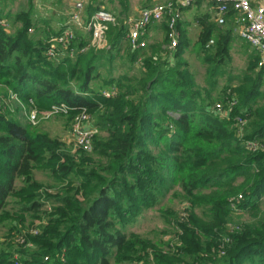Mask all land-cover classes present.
<instances>
[{
	"label": "trees",
	"instance_id": "obj_1",
	"mask_svg": "<svg viewBox=\"0 0 264 264\" xmlns=\"http://www.w3.org/2000/svg\"><path fill=\"white\" fill-rule=\"evenodd\" d=\"M99 9V2L88 3L83 17ZM2 18L0 13V22ZM29 22L14 33L0 23V83L39 109L65 102L71 118L85 106L105 135H94V151L86 161L68 154L56 164L59 142L0 112V221L8 229L0 240V264H133L155 244L129 232L120 219H129L131 206L140 205L137 201L154 200L155 190H164L168 181L184 195L201 192V211L191 210L189 226L181 223L186 236L175 244V252H153L154 264H264V217L259 216L264 196V63L252 60L255 70L221 90L219 98L229 108L228 116H221L210 109V102L205 104L212 91L203 95L170 53L160 59L154 42L143 49L139 75L102 76L101 69L111 71L119 64L124 21L107 25L110 44L104 50L95 49L75 29L69 45L74 54L58 58L46 48L60 26L31 42L25 39ZM213 29L204 28V49L213 44L205 45ZM220 33L226 45L230 32ZM184 42L181 35L175 55ZM127 48V60L133 63L141 49ZM254 52L259 62L258 50ZM221 62L219 55L209 63L207 84L225 73ZM96 78L101 86L94 88ZM111 87L116 93L105 96L102 90ZM237 115L245 120L242 126L233 120ZM148 141L161 144L165 154L152 153ZM52 159L57 165L53 182L68 179L56 193L51 183L30 174L36 163ZM244 211L254 218L239 228L224 225ZM32 218L35 224L26 225ZM13 234L18 237L11 242Z\"/></svg>",
	"mask_w": 264,
	"mask_h": 264
},
{
	"label": "rangeland",
	"instance_id": "obj_2",
	"mask_svg": "<svg viewBox=\"0 0 264 264\" xmlns=\"http://www.w3.org/2000/svg\"><path fill=\"white\" fill-rule=\"evenodd\" d=\"M89 1L90 0H83V12ZM98 1L100 0H96L95 2ZM73 6V0H0V13L3 17L0 23L7 32L14 33L23 26L27 19H30L27 28L28 33L25 39L27 40V38H29L31 42L38 41V39H42L45 33L49 32L51 29H57L67 18ZM116 25L118 26V23ZM42 26L45 27V29H43ZM223 30L224 26L218 27L216 30L212 31L210 37L214 39V42L209 48L204 49L201 44L205 37L204 29L193 26L190 28L188 36H184V45L180 46L181 51L177 55L174 53L177 46H170V37L167 28L163 30L158 29L155 32L151 29V32H153L152 40L147 39V45L149 42H154L155 48H157L159 50L158 52L161 54L160 59L166 60L168 53H170L169 55H172V57L174 56L173 58L179 59L182 62V64L179 65V69L190 73V77L200 88L203 95H205V90L212 91L210 97L205 100V104L207 105L210 102V109L218 115L229 110L226 102H223L222 98H219V94L222 93L221 90L226 86L236 84L238 79L243 77L244 73L255 70L259 65V62L256 61L258 55H255V48L242 39L235 30L229 33L230 39L228 43L224 45L222 39L223 34L220 33L218 35V33L221 31L223 32ZM80 32H82V36H86L83 38L85 40L89 39L92 46L97 50H104L110 44L105 33L102 39L93 42L91 36L86 33L85 30L81 28L79 33ZM121 40L124 50L120 49V52L116 56V62L119 64L114 65L111 71L105 68L101 69L102 76H114L115 79H117L123 74L139 75L141 73L142 66L140 62L143 57H145L143 49L147 46L137 53L135 62L130 63V60H127L128 43L125 33ZM77 45L78 44L75 43V46ZM147 52L149 53L150 51L147 50ZM219 55L222 57L221 68L225 70V73L218 74L213 83L207 84V67L213 60V57ZM252 60L258 63V65H254ZM98 84H100V81H98L97 78L93 79L92 85L95 86L94 88L101 86ZM261 88L262 90L264 89V84ZM0 112L5 113L10 118H15L31 132H39L40 134L47 135L55 140L56 145H58L59 142V145L56 147V152L57 155L61 157L55 158L56 164L60 161L65 162L68 154L75 156L78 161H86L88 156L93 154V142L89 149H85L74 142L72 133L73 117H69L67 112L52 111L49 110V108L39 109L31 102L15 95L12 89L1 83ZM88 113L93 118V122L96 123L94 113H90L89 111ZM97 127L99 128L100 126L97 125ZM95 134L105 135V131L98 129ZM147 147L152 153L156 154V156L165 154L161 148V144L155 145L152 141H148ZM45 156H48V152H45ZM97 159H99V156H97ZM52 162L53 159L36 163L30 174L39 182L42 181L45 184L51 183V190L56 193L61 191L60 186L67 183L68 179L64 182H53L52 177L56 174L54 167L57 165H52ZM70 176V178L78 180L76 175L70 174ZM72 183V186H76V183ZM172 183L174 184L173 181ZM166 184L169 185H165L164 190H161V192L155 190L153 194L154 200L143 203L137 201L140 205L131 206L128 220H126L125 217L120 219L121 223L126 224L129 232L137 233L141 238L151 240L155 244V246H147V253L144 252L141 260L133 264H154L155 257L153 252H158L162 256H168L175 252V244L182 242V236H186V233H184L181 227V223L189 226L191 222V210L196 213L200 210L197 206V201L200 200V196L197 194L201 192L195 190L193 196H187L182 193L177 185H172L169 181ZM48 189L50 190V188ZM260 200L261 212L259 216L264 217V196ZM51 211L52 210H49V212ZM253 218L254 216H252L251 213L244 211L237 214V216L233 217L231 220H227L224 225L227 226V228H239L242 222L250 221ZM5 222V220L0 221V240L6 236L8 231ZM35 222L36 220L32 218L26 220L25 224L31 226L34 225ZM9 237L11 242H14L18 236L13 234L9 235ZM21 239L19 241H21ZM170 242L174 243L172 247L169 246Z\"/></svg>",
	"mask_w": 264,
	"mask_h": 264
},
{
	"label": "built area",
	"instance_id": "obj_3",
	"mask_svg": "<svg viewBox=\"0 0 264 264\" xmlns=\"http://www.w3.org/2000/svg\"><path fill=\"white\" fill-rule=\"evenodd\" d=\"M195 0H165L151 6L140 9L136 16H129L124 21L125 36L130 49L138 50L147 46V29L155 21L162 20L167 16V30L170 37V46L176 47L179 43L180 32L177 30V22L183 7ZM212 2L218 12L216 20L223 23L226 13L232 9L237 14L235 22L239 36L250 46L259 52V64L264 63V1L260 4H253L252 0H206ZM83 0H75L73 9L67 18L60 24V32L50 39V44L46 48V53L53 58L72 56L74 49L69 47L71 40L75 36V29L85 30L91 36L93 42L103 38L105 29L109 23H117L115 16L108 10L99 9L91 14L87 19L83 17ZM213 39L209 38L206 46H210ZM83 49V48H82ZM105 96L116 93V88L103 89ZM68 109V104L61 102L51 104L49 110L64 111ZM222 116H228V111ZM236 125H243L244 119L239 115L234 116ZM72 133L74 142L85 149H89L93 142L95 132L99 129L93 122L85 106H81L72 118ZM254 147V142L251 144ZM231 208L238 209L235 202H231ZM228 243L230 238H222ZM21 241H24L23 238ZM174 243L170 242L169 246ZM225 250L222 249L221 253Z\"/></svg>",
	"mask_w": 264,
	"mask_h": 264
},
{
	"label": "crops",
	"instance_id": "obj_4",
	"mask_svg": "<svg viewBox=\"0 0 264 264\" xmlns=\"http://www.w3.org/2000/svg\"><path fill=\"white\" fill-rule=\"evenodd\" d=\"M73 1L75 2V0ZM95 1L96 0H90L89 3L96 4L99 2V5L102 9L105 8V10L110 11L117 18L118 22H122L125 21L126 18L129 16H136L140 9L154 5L159 2L161 3L165 0H100L98 2ZM263 1L264 0H252L253 4L255 5L260 4ZM218 15L219 14L212 2L206 0H195L191 2L190 4L182 8L180 13V19L177 22V30L180 32V37L181 35L188 36L189 30L193 26H196L200 29H209V27L211 26H213V28L216 27L217 29L218 27L224 26L223 32H231L232 30H235L238 34L237 23L235 22L237 14L234 10L230 9L226 13L223 23L217 22L216 17ZM166 23L167 16H165L160 21H155L154 23H152L151 26H149L147 29V39L152 40L153 32H151V29L154 30V32L158 29H166ZM216 29H213V31Z\"/></svg>",
	"mask_w": 264,
	"mask_h": 264
}]
</instances>
